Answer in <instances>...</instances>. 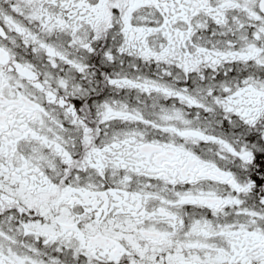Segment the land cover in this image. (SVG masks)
I'll return each mask as SVG.
<instances>
[{"label": "snow or ice", "instance_id": "1", "mask_svg": "<svg viewBox=\"0 0 264 264\" xmlns=\"http://www.w3.org/2000/svg\"><path fill=\"white\" fill-rule=\"evenodd\" d=\"M0 264H264V0H0Z\"/></svg>", "mask_w": 264, "mask_h": 264}]
</instances>
